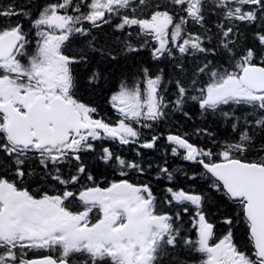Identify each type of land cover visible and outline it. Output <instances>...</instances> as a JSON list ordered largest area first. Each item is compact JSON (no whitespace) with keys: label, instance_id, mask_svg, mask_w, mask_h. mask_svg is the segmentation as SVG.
<instances>
[{"label":"snow or ice","instance_id":"obj_1","mask_svg":"<svg viewBox=\"0 0 264 264\" xmlns=\"http://www.w3.org/2000/svg\"><path fill=\"white\" fill-rule=\"evenodd\" d=\"M0 264H264V0H0Z\"/></svg>","mask_w":264,"mask_h":264},{"label":"trees","instance_id":"obj_2","mask_svg":"<svg viewBox=\"0 0 264 264\" xmlns=\"http://www.w3.org/2000/svg\"><path fill=\"white\" fill-rule=\"evenodd\" d=\"M142 59H143L142 57H137L135 63H136L137 65L140 64L141 61H142ZM132 63H133L132 61H129V64H130V65H131ZM132 70L135 71V70H136L135 67H133Z\"/></svg>","mask_w":264,"mask_h":264}]
</instances>
